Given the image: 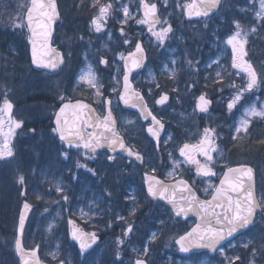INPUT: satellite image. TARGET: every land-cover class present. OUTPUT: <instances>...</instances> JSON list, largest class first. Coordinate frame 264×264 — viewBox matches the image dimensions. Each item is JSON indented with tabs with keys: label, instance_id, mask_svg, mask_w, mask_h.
<instances>
[{
	"label": "rangeland",
	"instance_id": "374dc122",
	"mask_svg": "<svg viewBox=\"0 0 264 264\" xmlns=\"http://www.w3.org/2000/svg\"><path fill=\"white\" fill-rule=\"evenodd\" d=\"M69 1L61 0L65 13L68 11ZM136 1L99 0L100 4L110 3L112 5L104 30L99 33L94 31L91 24L92 19L98 14V6H92L94 0L87 2V10L89 11L87 30L77 27L70 32H63V37L59 39L60 46H65L67 54L63 68L69 69L72 67L74 69L75 80L74 83H71V89L61 92L57 98L63 101L60 99L63 96L65 101H74L81 99L82 95H85L86 98L90 99L101 109L104 105L105 97L111 98L113 100V109L119 116L120 132L132 147L144 155L146 159L145 166L140 167L122 158L110 161L109 159L105 160L102 155L92 157L82 152L73 151L62 144H59V153L51 157L49 151L44 153L39 148L38 141L42 137V131L38 134L36 131H30L27 132V135L25 134V129L27 131L28 128L26 122L33 123L34 119L25 114L26 110H18L17 120H23V125L21 128L15 129L11 145L15 146L14 139L16 136L22 139L34 136L36 143L31 148L34 154L30 156L34 160L30 161L27 166L23 165L29 168L31 172L30 183L28 184L25 179L24 185H21L18 178V193L22 199L26 196L29 197V192H31L36 197L37 204L41 205V207L36 205L38 209L37 214L35 213L36 216L31 221L27 230V246L28 248H36L38 246V250H41L42 255L48 259L57 260L62 255L68 260V264H74L71 257L75 254L81 260L85 258L87 264L90 261L92 264H135V258H147L151 261V264H216L210 258L203 259L198 263L187 262L181 258L177 247H173L172 241L187 228V226H184L185 222L191 225L190 221L184 219H181L180 222L176 221L178 219L171 211L154 205L151 218L144 220L145 225H133L131 224L133 222L132 219L129 220L127 218L131 217L133 213L128 214L127 210H125L124 216L123 212H118L114 209L113 195L108 191V185L112 184L110 179L111 181L115 178L114 181L119 180V176L116 177V175L123 170L133 172L132 178L124 179L131 186L129 190L131 194L128 196V208L131 209L130 211H133L137 207L136 203L140 199H144V181L142 180L144 171L160 174L167 181H174L187 176L192 179L191 182L202 197L208 198L214 191L212 186L217 185V181L222 176L224 169L231 166L229 162L230 152L228 153L227 146L231 148L232 145L236 146L239 142L244 143L248 141L252 123L263 120L259 117H252L247 133L241 132L238 136L236 135L235 128L238 126L239 121L244 118L245 110L252 105H255L258 109L264 106L261 98L262 95L264 96V92H260L264 83H261L252 92H245L241 102L230 113L226 107L227 102L236 94L237 88H242L247 82L246 75L232 66L233 52L231 46L226 43L227 38L236 31L235 25L234 28H230L232 24H229L220 34L217 22L218 24L220 23L222 16L218 15L214 19L216 21H212V19L203 20L198 22V24L190 26L189 28L193 34L198 32L201 37H207V40L211 38L215 39L209 45L204 44L207 46V51L203 52L204 55H201V53L200 58L193 60L184 47L182 37L178 34L184 17L185 9L183 5L189 2L186 0H167L165 3V0H149L159 4L164 14V21H167L172 26V33L169 34L168 39L163 45H160L149 31L141 30L138 34L139 38L145 35V48L149 56H152L153 62L151 61L152 63L147 66L142 74L135 77V86L143 92L155 115L167 128V132L160 145L156 146L146 136L145 130L148 125L144 124L137 116L124 113L117 101L122 77V61L119 55L120 53L127 55V50L131 48L128 44H122L121 39L127 33L124 27L128 28L133 20L140 17V11L135 6ZM25 3L26 0H15L12 4L11 24L15 31L26 29L25 26H17L21 24L25 25L23 14ZM123 7H127L130 13L127 23H122L124 20ZM238 11L242 15H249L244 25H241L243 33L247 34V43L244 46L246 54L243 56V59L253 66L259 77H264V60L257 63L249 61L251 57L252 60H255V56L253 55L255 52L252 50L256 51L258 46L264 55V20L258 19L256 15L260 11V0L256 1L249 9L245 11L238 9ZM251 22H255V25ZM121 28L124 30L123 35L120 31ZM253 28H255V31H252ZM130 40L132 41V39ZM74 44L76 45L75 47ZM14 51L16 52L15 49ZM161 57H163L162 60ZM102 58L108 60V65L105 67H102L101 63H99ZM89 67L95 72L98 84L101 85V96H97L95 89L90 88L79 79L80 75L86 72ZM217 72L221 73L222 80L220 83L213 82L217 79ZM67 76L65 79H67ZM44 77L47 79L51 78L45 75ZM117 81L120 83H117ZM64 82L67 84L66 81ZM58 84L59 81H57L56 86ZM157 84L159 87H157ZM231 85H236L237 87H232ZM113 87H116L119 91L113 92ZM208 88H210V92L213 89V94L207 91ZM221 88H223V91H220ZM164 93H167L171 99L165 108L158 110L156 109L157 104L155 101ZM202 93L206 94L207 97H212L213 95L216 109L212 108L200 116L196 109V103L197 98ZM224 93H228V95L225 96ZM12 120L16 121V119ZM5 121L7 122L6 119ZM205 128L214 129L217 134L215 140L217 151L212 153L213 163L210 165L216 175L212 177L197 175L196 166L186 163L185 158L179 152L180 147L185 143L190 145L198 144ZM4 131H7L6 126ZM51 135H54L53 132H51ZM1 140H3V137ZM65 152L68 153L67 158L63 155ZM238 152L243 154L245 148L240 146ZM261 155L260 147L251 150V156L254 158H259ZM197 159H200L201 162L204 160L203 156H198ZM237 159H242V156H238ZM77 162L86 164L88 169H93L95 175L85 168H77ZM107 163L113 164V166ZM92 164H94L93 168L91 167ZM101 167H104L106 171L107 169L114 170L110 178L104 176L99 179L98 170ZM255 167L259 175L260 200H264L263 166L258 164ZM84 176H87V179ZM31 183L32 186L30 187ZM57 186H60L63 191H56ZM65 195L68 197L67 200L62 198ZM56 196L59 198L58 200L55 199ZM133 196L135 197L134 200L130 198ZM119 200L123 202L124 198L121 197ZM146 203L147 200L145 199L142 202L141 208ZM9 205L14 208L12 217H15L17 212L16 200L11 197ZM124 208L126 209V206ZM161 215L166 216L165 222L158 219ZM73 217L81 222L78 224L84 230L96 232L97 234H104L106 230L119 222L120 229L125 232L128 224H131L132 232L127 236L130 237L132 235L135 237V240H127L121 246L114 245V252L118 250L120 252L119 257H117L116 252L114 256L109 257L104 263L103 255L112 253L111 245L108 248L107 244H105L107 241L101 243L87 254H81L76 249V245L74 244L75 246H73L70 243L71 240L67 242L74 249L72 247L64 248L63 245L61 248L62 240L56 237L57 232L62 228L60 224H65V226L68 225L69 227L70 221L77 223L73 220ZM120 217L124 219H120ZM49 225H53L51 231H49ZM174 226H176V231H180L182 228L183 230L180 233H176L173 231ZM141 232H145L146 234L140 237ZM153 233H156L155 240L152 239ZM153 243L159 245L158 250L151 248ZM245 244H248L247 248L244 247ZM123 246H126L125 253L120 251ZM249 248H254L255 251L264 250V230L258 229L252 235L240 238L225 248L223 250L225 252L219 257H225V264H228L230 258L239 256L242 259L246 254L243 252ZM144 249H147L146 255L144 254ZM229 254L231 257H229ZM255 255V252L252 253L250 264H257L256 260L259 257H255Z\"/></svg>",
	"mask_w": 264,
	"mask_h": 264
},
{
	"label": "snow or ice",
	"instance_id": "6c2138e0",
	"mask_svg": "<svg viewBox=\"0 0 264 264\" xmlns=\"http://www.w3.org/2000/svg\"><path fill=\"white\" fill-rule=\"evenodd\" d=\"M167 0H165V3ZM140 7L143 10V18L136 21L138 24L147 25L148 31L155 38V40L163 45L168 39L169 34L172 33V26L167 21L162 22L158 16V9L155 3H149L148 0H139ZM221 0H191L190 3L183 5L186 15L189 18L200 17L207 18L210 13L220 7ZM93 7L98 6V14L92 19L91 24L94 31L99 33L104 30V26L109 18L112 5L100 4L99 0H94ZM124 20L122 23H127L130 18V13L127 7L122 9ZM257 18L264 20V0H260V11L256 13ZM59 17L56 0H31V6L27 10L26 26L32 33V37L39 36L41 38V49H45L44 58L37 59V47L36 40L32 39V56L33 63L38 67L45 69L55 70L61 64L64 63V56L58 52L55 48H52L48 44V38L51 36L52 26ZM236 31L227 38L226 43L231 46L233 52L232 66L239 69L247 77L246 85L242 88H237L236 94L232 96L227 102V110L231 113L234 108L241 102L245 92H252L258 88L261 83H264V77H259L253 66L243 59L246 54L244 52V46L247 43V34L243 33L239 21H233ZM167 26H163V25ZM157 25H162L156 30ZM18 27L25 26L24 24L17 25ZM121 34H124L123 28H121ZM255 31V28L252 29ZM125 44L131 43L128 38L124 40ZM119 58L124 61L122 73V92L119 94V99L123 100L126 105L131 101L130 106L133 108H139L141 115L145 120L151 117L150 126L147 128V132L154 137L157 142L159 141L160 133L164 129V124L152 115L151 110L148 109L147 103L144 100V96L132 87L130 82L131 73L138 68H141L146 60L145 50L142 43L136 42L134 44V51H130L125 55L120 53ZM99 63L107 66L108 60L101 59ZM175 63V61H173ZM119 71V70H118ZM217 79L214 83H220L222 80L221 73H216ZM80 81L87 84L90 88L96 90V95L101 96V85L98 84L95 72L88 68L86 72H83L80 77ZM117 83H120L117 81ZM237 87L236 85H231ZM157 87L159 85L157 84ZM113 92H118L116 87L112 88ZM223 91V88L220 89ZM64 100V97H60ZM169 100L167 93L161 94L160 98L155 101L157 105H163ZM105 104L111 105V100L104 101ZM212 104V100L207 97L206 94H201L197 98L196 109L199 112L207 113L209 107ZM76 107L81 110L87 109L90 119H86L81 122L80 128L69 129L66 128L67 121H62L61 117L65 113V110L69 107ZM13 104L5 99L3 106L0 107V136L3 140H0V159H6L14 156L12 150L11 139L14 135L15 129L21 128L22 121L12 120ZM7 117V122L5 121ZM252 117H259L264 119V106L259 109L252 105L244 112V118L239 121L238 126L235 128L236 135L241 132L247 133ZM5 126L7 131H4ZM92 128L93 131L88 133L87 128ZM32 131H35L34 129ZM57 133L60 140L65 142L68 148H83L86 153H95L97 148L107 146L114 154L117 150L126 153L128 157H135V160L143 163V157L131 147L126 146L123 138L115 131V120L112 116L111 109L107 112L102 119L95 115V110L90 105L83 104L77 101L75 105L65 103L60 107L59 111L55 115V127L52 129ZM216 132L214 129L205 128L201 140L196 145H190L185 143L180 147L179 152L182 157L185 158L186 163H191L196 166V173L203 177H212L216 173L210 166L213 163V152L217 151L215 143ZM171 139V137H169ZM235 139V137H234ZM65 158L68 157V153H63ZM198 156H203L204 160L201 162L197 159ZM108 159L114 160L115 155H109ZM77 168H85L87 171L92 172L95 175L93 169H88L86 164L77 162ZM171 175V174H170ZM148 182V194L156 199L167 200L172 205V210L177 216H183L187 218L189 213H193L199 218V222L195 224L192 229L185 235L180 236L176 241L179 245V250L183 253H189L193 249H208L212 252H216L217 246L221 241L232 237L235 233L241 229L247 228L254 221V216L259 209L264 212V200H258L254 192L253 185V169L241 165L237 168L228 167L227 171L223 173V177L220 180L218 186H212L214 191L210 194L211 199L201 200L197 196L196 192L188 185L187 181L180 180L177 185H165L162 181L155 177H146ZM19 183L24 185L25 177L19 176ZM56 191L62 192L63 189L57 186ZM177 191H179V199H177ZM67 200L65 195L62 197ZM135 199V197H130ZM25 212L31 209V205L27 202L24 203ZM135 209H133V214ZM25 215L22 213L19 218L18 231L22 234L25 225ZM120 219H124L120 217ZM70 223H74L70 221ZM161 223H163L161 221ZM53 225H49V231L52 230ZM132 232V225L128 224L124 236L129 235ZM72 239L79 245L80 253H85L88 249L94 245L98 236L96 232H85L82 229H74L71 233ZM152 239H156V233H153ZM119 244H123L124 240L120 239ZM245 248L248 244L244 245ZM16 249L22 259V264H40L37 257L38 246L30 251H25L22 247L20 240L16 241ZM144 254H147V249H144ZM120 253L117 252V257ZM27 257V258H26ZM55 258V257H54ZM240 257L236 256L229 259L228 264H235V261ZM58 264H63V261H59ZM135 264H146V261L137 259Z\"/></svg>",
	"mask_w": 264,
	"mask_h": 264
},
{
	"label": "trees",
	"instance_id": "16d2710c",
	"mask_svg": "<svg viewBox=\"0 0 264 264\" xmlns=\"http://www.w3.org/2000/svg\"><path fill=\"white\" fill-rule=\"evenodd\" d=\"M10 3H14V0H0V107L3 106L4 100L9 99L18 111L20 109H26L25 114L34 119L33 123L26 122L28 129L38 130L41 127H47L48 134L43 130L44 137L40 139L39 148L42 152L49 151V155H55L59 151V143L56 137L50 135L52 126L49 125L51 118H43V109L56 110L58 106L59 89L58 86L53 87L51 83L53 79L45 80L41 75L35 73L30 66L28 56V45L24 40L23 33H13L10 28L2 27V20L7 16V8ZM28 0L26 1V4ZM237 5H225L221 8V29L226 28L229 24H232L230 28H234L233 21H239L240 25H244L246 22V15H242L238 9L245 11L248 7V0H235ZM231 8L232 10H228ZM11 10V9H10ZM189 25L188 23H184ZM135 31H140L142 27L134 25ZM144 27V26H143ZM184 36L188 42V52L190 58L196 60L199 57V49L201 41L199 38L192 35L185 28L183 29ZM186 42V43H187ZM16 50V52L14 51ZM255 53V60L260 61L264 59L263 52L258 46ZM260 51V52H259ZM15 52V53H12ZM41 109V110H40ZM18 114V112H16ZM22 121V120H20ZM42 122V123H41ZM33 138H25L16 141L14 156L4 161L0 159V264H18L14 251V240L17 227V215L20 209L22 200L19 195L18 178L23 175L26 182L29 184L31 180V172L27 166L33 158H30L31 154L26 147L34 143ZM250 144H249V143ZM248 146L263 147L264 149V122L256 123L252 126L251 135ZM36 144V143H35ZM262 149V150H263ZM232 160L235 158L232 156ZM264 161V157L261 159ZM246 163L255 165L257 160H248ZM24 165V166H23ZM126 176V175H124ZM32 183L30 184V187ZM14 198L17 203L16 215L13 216L14 208L9 205L10 199ZM12 201V200H11ZM65 237L67 231L63 232ZM114 230L109 236L116 234ZM106 237V236H105ZM103 237V238H105ZM76 263H79V256L71 257ZM53 260V259H51ZM56 261V260H54Z\"/></svg>",
	"mask_w": 264,
	"mask_h": 264
},
{
	"label": "water",
	"instance_id": "95a60500",
	"mask_svg": "<svg viewBox=\"0 0 264 264\" xmlns=\"http://www.w3.org/2000/svg\"><path fill=\"white\" fill-rule=\"evenodd\" d=\"M221 2H222V0H221ZM56 4H57V2H56ZM220 5H221V4H220ZM30 6H31V5H30ZM57 9H58V8H57ZM157 9H158V8H157ZM218 9H219V8H218ZM218 9H216V10H214L212 13H210L209 17H211L212 15H214V14L218 11ZM26 15H27V14H26ZM141 15H142V17H143V10H142V8H141ZM185 15H186V12H185ZM158 16H159V13H158ZM209 17H207V18H209ZM159 18H160V16H159ZM186 19H187L188 21H194V20H200L201 18H200V17H195V16H193L192 18H189V17L186 15ZM59 20H60V16L58 17V19H57V20L55 21V23L53 24V26H52V31H51V36L48 38V44H49L51 47H52V40H53V36H54V28H55V26L58 24ZM160 20H161V18H160ZM158 26H160V25H157L156 28H157ZM28 30H29V29H28ZM29 34H30V38H31L30 59H31V64H32L33 69L36 70V71H53V70H50V69H45V68H42V67H38L36 64L33 63V56H32V47H33V44H32V39H35V40H36L37 59H43V58H44V52L46 51V47H47V46L45 47V49H41V46H40L41 38H40L39 36H37V37H32V33H31L30 31H29ZM145 54H146V53H145ZM146 63H147V56H146V60L144 61L143 66H142L141 68L135 69V70L131 73V75H130V77H129L130 82H131L132 75L135 74V73L141 72V71L143 70L144 66L146 65ZM59 67H60V66H59ZM59 67H58V68H59ZM55 70H56V69H55ZM131 85H132V87H133L132 82H131ZM119 102H120V104H121V106H122L123 109H127V110H130V111L137 112V113L140 115V117H141L144 121H149V120H151V117H149L148 120H145L144 117H143V115H141V113H140V111H139V108H133V107H131V106H130L131 101H130V103H129L128 105H126V104L124 103V101L121 100V99H119ZM76 103H77V102H75V103H70V104H71V105H75ZM81 103H83V104H87V103H85V102H81ZM165 104H166V103H165ZM165 104H163V105H165ZM87 105H89V104H87ZM106 105H107V104H106ZM163 105H158V107H162ZM90 107H91L92 109H94L92 106H90ZM109 107H110V109H111V105H110V106L107 105V112H108V110H109ZM94 110H95V109H94ZM95 115H96V116H99V115L97 114L96 110H95ZM106 115H107V113H106ZM112 116H113V118H114V120H115V131L117 132L118 124H117V121H116L115 116H114L113 114H112ZM99 117H100V116H99ZM61 119H62V121H64V120L67 121L66 128L73 129V128H80V127H81V122L84 121V120H86V119H90V117H89V115H88L87 109H83V110H81V109H79V108L71 107V106H70L69 108H67V109L65 110V113L63 114V116L61 117ZM54 126H55V120H54ZM164 130H165V127H164V129L161 131V133H160L159 141H160V139H161L162 136H163ZM86 131H87V132H88V131H91V132H92L93 129L89 127V128L86 129ZM91 132H88V133H91ZM147 135H148L149 137H151L152 139H154L156 143H159V141L157 142V140H156L154 137H152L148 132H147ZM58 136H59V135H58ZM59 138H60V137H59ZM123 140H124V139H123ZM64 143H65V142H64ZM124 143L126 144L125 140H124ZM65 144H66V143H65ZM126 146H128V145L126 144ZM128 147H129V146H128ZM74 148H75V147H74ZM76 149H77V148H76ZM77 150H84V149H83V148H80V149H77ZM84 151H85V150H84ZM100 151H105V152H107V153L110 154V155L124 154L128 159H130V160H132V161H135V162H137V163H139V164H143V163H141L140 161L135 160V157H128V155H127L126 153H123V152L120 151V150H117V152L113 154V153L111 152V150H110L107 146L97 148L95 153H90V154L95 155V154H97V153L100 152ZM246 167H250V166H246ZM235 168H237V167H235ZM250 168H252V167H250ZM252 169H253V168H252ZM146 177H153V176H148V175L145 176V188H146V193H147V195H148L152 200H154V201H160V202H162L163 204H165L167 207H169V208L172 209V205H171L170 203H168L167 200L156 199V198L151 197V196L148 194V191H147V189H148V182H147V180H146ZM156 179H158V178H156ZM158 180H160V179H158ZM160 181H161V180H160ZM179 181H180V180H179ZM177 182H178V181H177ZM177 182H175V183H170V184H167V183H164V182H163V183H164L165 185H170V186H171V185H177ZM188 185L190 186L189 183H188ZM253 185H254V192H255V195H256V173H255L254 169H253ZM190 187H191V186H190ZM191 188H192V187H191ZM192 189H193V188H192ZM193 190H194V189H193ZM196 194H197V193H196ZM197 196H198V194H197ZM198 197H199V196H198ZM256 198H257V195H256ZM177 199H179V191H177ZM199 199H200V198H199ZM201 200H202V199H201ZM23 206H24V204H23ZM23 206H22V209H21L20 215H21L22 213L25 215V217H26V219H25V225H24L23 233L21 234V233L18 231V229H19V224H18L16 241L19 239L20 242H21V244H22V247L25 249V251H28V250L25 248V246H24V236H25V230H26L27 224H28L29 219H30V217H31V215H32V212H33V207L31 206V209H30L29 211L25 212ZM259 212H260V210L258 209L256 215H257ZM256 215L254 216V219H255ZM19 218H20V217H19ZM187 218H192V219L196 220L197 223L199 222V218L196 217L193 213H189V215H188ZM249 226H250V225H249ZM249 226H248V227H249ZM248 227H247V228H248ZM247 228H245V229H241L239 232L235 233L232 237H229V238H227L226 240L221 241L220 245L223 244L224 242H228V241L232 240L233 238H235V237L238 236L239 234L245 232V231L247 230ZM74 229H80V228L77 227V226H73V227L71 228V233H72V231H73ZM99 241H100V239L98 238L97 242H96L94 245H92V246H95ZM177 245H178V244H177ZM220 245L217 246V249L219 248ZM178 246H179V245H178ZM196 252H211V253H214V252H212V251H210V250H208V249H193L191 252H189V253H185V254L189 255V254L196 253ZM16 255H17L18 259H19L20 264H22V259H21L20 254L17 252V249H16ZM37 257H38V259H39V261H40V264H46V263H44V262L41 260V258H40V256H39V253H38V252H37ZM26 258H27V257H26Z\"/></svg>",
	"mask_w": 264,
	"mask_h": 264
},
{
	"label": "flooded vegetation",
	"instance_id": "af4514ba",
	"mask_svg": "<svg viewBox=\"0 0 264 264\" xmlns=\"http://www.w3.org/2000/svg\"><path fill=\"white\" fill-rule=\"evenodd\" d=\"M85 6L87 9V0L85 2ZM250 256L249 254L245 255L242 257V261H240V264H249L250 263ZM255 257H259V259L256 261L257 264H264V250H258L257 251V255H255Z\"/></svg>",
	"mask_w": 264,
	"mask_h": 264
}]
</instances>
